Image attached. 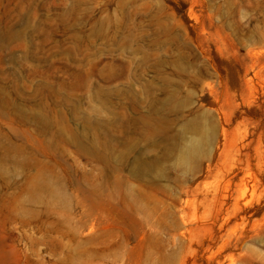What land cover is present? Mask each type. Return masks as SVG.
<instances>
[{
	"label": "rangeland",
	"instance_id": "1",
	"mask_svg": "<svg viewBox=\"0 0 264 264\" xmlns=\"http://www.w3.org/2000/svg\"><path fill=\"white\" fill-rule=\"evenodd\" d=\"M0 264H264V0H0Z\"/></svg>",
	"mask_w": 264,
	"mask_h": 264
},
{
	"label": "bare ground",
	"instance_id": "2",
	"mask_svg": "<svg viewBox=\"0 0 264 264\" xmlns=\"http://www.w3.org/2000/svg\"><path fill=\"white\" fill-rule=\"evenodd\" d=\"M85 73H87V70L85 71ZM87 85H88V83H87ZM97 91H98V93L101 92L99 89H97ZM135 106H137V107L139 106V101H137V103H135ZM146 109L148 111H150V101L146 105ZM163 110L164 111L167 110V112L169 113V115L174 119V117H173V116H175L174 107H171L170 105H165L163 108H161V111H163ZM161 111L159 113H161ZM188 128H191V131L193 133V136H192L193 141L194 142L197 141L199 143V141H200V127L198 125H196V124H193L191 126H188V125H185L184 126V129L187 130ZM193 146H195V144ZM187 155H188L187 147H185L183 159H185Z\"/></svg>",
	"mask_w": 264,
	"mask_h": 264
}]
</instances>
